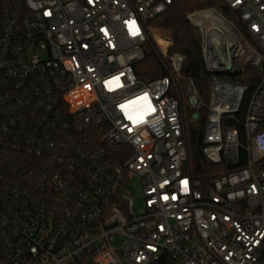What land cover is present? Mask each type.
I'll return each mask as SVG.
<instances>
[{
    "label": "built area",
    "instance_id": "2783aa9c",
    "mask_svg": "<svg viewBox=\"0 0 264 264\" xmlns=\"http://www.w3.org/2000/svg\"><path fill=\"white\" fill-rule=\"evenodd\" d=\"M172 1L0 0V264H264V0L186 13L207 100L152 33ZM150 37L166 74L142 81ZM184 99L226 170L191 174Z\"/></svg>",
    "mask_w": 264,
    "mask_h": 264
},
{
    "label": "trees",
    "instance_id": "16d2710c",
    "mask_svg": "<svg viewBox=\"0 0 264 264\" xmlns=\"http://www.w3.org/2000/svg\"><path fill=\"white\" fill-rule=\"evenodd\" d=\"M209 6L220 10L234 20L237 25L241 24L237 13L229 10L222 0H173L166 11L150 21V24L156 23V25L151 26V30L158 45L162 47L166 45L168 40H165L163 36L166 34L172 35V43L168 48V53L177 52L182 56L180 74L182 77L192 79L203 100H207L208 98L209 76L201 55L199 33L186 19L185 15L188 11L195 8ZM150 42L152 46L149 50L145 51L144 57L132 63V70L135 76L142 81H150L166 74V69L155 52V45H153L151 37ZM260 74L259 67L247 65L243 70L228 75L226 79L252 87ZM179 86L180 93L183 96L185 94V87L182 79L179 80ZM244 104H242L238 113L239 119L243 118ZM186 110L188 116H191L193 110L188 105H186ZM205 121V108H201L198 111L196 121L190 120L186 122L184 119L190 171L193 176L199 178L207 177L227 169L222 162L213 163L209 161L203 153ZM238 130L242 133L241 126L238 127Z\"/></svg>",
    "mask_w": 264,
    "mask_h": 264
},
{
    "label": "rangeland",
    "instance_id": "374dc122",
    "mask_svg": "<svg viewBox=\"0 0 264 264\" xmlns=\"http://www.w3.org/2000/svg\"><path fill=\"white\" fill-rule=\"evenodd\" d=\"M156 24V23H155ZM154 39V38H153ZM160 51L163 53L164 52V50L162 49H160ZM184 102H185V108H184V112H185V121L187 122V121H190L191 120V116H188V114H187V110H186V105H187V101H186V99H184ZM136 186V185H135ZM132 194L134 195V203H135V207H136V209H138L139 207H140V204H141V198L139 197V190H138V187L136 186V189L135 188H133L132 189Z\"/></svg>",
    "mask_w": 264,
    "mask_h": 264
}]
</instances>
